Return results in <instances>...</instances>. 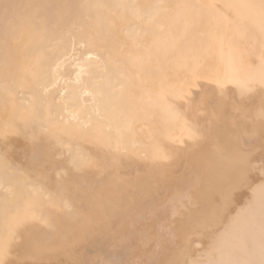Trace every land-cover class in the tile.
Instances as JSON below:
<instances>
[{
  "label": "bare ground",
  "instance_id": "bare-ground-1",
  "mask_svg": "<svg viewBox=\"0 0 264 264\" xmlns=\"http://www.w3.org/2000/svg\"><path fill=\"white\" fill-rule=\"evenodd\" d=\"M0 264H264V0H0Z\"/></svg>",
  "mask_w": 264,
  "mask_h": 264
}]
</instances>
